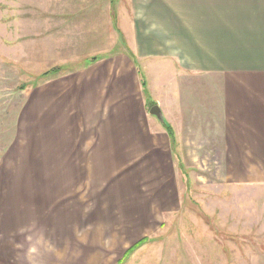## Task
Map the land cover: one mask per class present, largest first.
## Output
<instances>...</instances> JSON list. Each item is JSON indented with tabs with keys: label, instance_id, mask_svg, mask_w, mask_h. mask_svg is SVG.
I'll list each match as a JSON object with an SVG mask.
<instances>
[{
	"label": "rangeland",
	"instance_id": "rangeland-1",
	"mask_svg": "<svg viewBox=\"0 0 264 264\" xmlns=\"http://www.w3.org/2000/svg\"><path fill=\"white\" fill-rule=\"evenodd\" d=\"M130 16L129 0H0V264H119L121 242L111 233L120 227L102 229L100 217L119 219L123 203L147 199L175 202L160 211L148 263L264 264V183L230 176L222 141H176L174 173L160 177L153 154L168 153V141H126L122 132V141H75V71L132 57L121 32ZM169 185L173 195L150 192ZM76 196L88 216L102 213L95 224L83 219L78 237Z\"/></svg>",
	"mask_w": 264,
	"mask_h": 264
},
{
	"label": "crops",
	"instance_id": "crops-1",
	"mask_svg": "<svg viewBox=\"0 0 264 264\" xmlns=\"http://www.w3.org/2000/svg\"><path fill=\"white\" fill-rule=\"evenodd\" d=\"M129 3L128 20L132 25L127 27L125 22L121 32L129 35L134 55L120 54L93 64L89 60L91 64L86 68L75 71V141H122L117 132H122L126 141H168V153L153 154L157 175L161 171L174 173L178 155L174 157L170 141L197 138L222 141L229 175L258 177L264 183V0H129ZM116 83L121 84L125 93L119 99L116 98L122 89ZM130 86L135 89L128 103ZM147 97L149 100L145 101ZM164 101L173 109L163 107ZM149 102L160 106L165 122L146 110ZM140 104L139 108L133 107ZM31 109L25 108V122ZM38 115L41 118L42 112ZM244 141L249 142L248 148ZM150 192L173 195L175 187L158 186ZM80 200L75 197L77 237L83 219L92 217L94 221L87 224H95L102 214L88 216L84 205L77 204ZM174 203L173 200L171 205L161 206L147 199L141 200L138 207L125 202L122 206L127 209L120 210L119 219L100 217L102 229L106 223L120 227L111 233L113 239L121 242L117 251L119 264H151L148 261L152 259L156 241L151 234L158 231L160 211L174 210ZM140 231L143 232L138 236L136 233ZM145 238L147 242L127 255ZM147 250L148 258L140 263V256ZM84 252L87 257L92 256L90 248ZM81 257L86 256L78 258ZM160 260L157 256L156 264Z\"/></svg>",
	"mask_w": 264,
	"mask_h": 264
},
{
	"label": "water",
	"instance_id": "water-1",
	"mask_svg": "<svg viewBox=\"0 0 264 264\" xmlns=\"http://www.w3.org/2000/svg\"><path fill=\"white\" fill-rule=\"evenodd\" d=\"M149 113L151 115L157 116L161 121L165 122L162 110L159 105H152L149 110Z\"/></svg>",
	"mask_w": 264,
	"mask_h": 264
},
{
	"label": "trees",
	"instance_id": "trees-1",
	"mask_svg": "<svg viewBox=\"0 0 264 264\" xmlns=\"http://www.w3.org/2000/svg\"><path fill=\"white\" fill-rule=\"evenodd\" d=\"M142 81H143V85H145V81L144 79L142 78ZM168 131L173 134L170 126L167 127ZM176 141H172V144L174 145ZM148 241V238H145V239H142L139 243H137L135 246H133L128 252H127V255H130L132 254L140 245H142V243L144 242H147Z\"/></svg>",
	"mask_w": 264,
	"mask_h": 264
}]
</instances>
